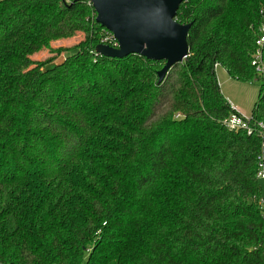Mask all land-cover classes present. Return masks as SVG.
I'll list each match as a JSON object with an SVG mask.
<instances>
[{
	"label": "trees",
	"instance_id": "obj_1",
	"mask_svg": "<svg viewBox=\"0 0 264 264\" xmlns=\"http://www.w3.org/2000/svg\"><path fill=\"white\" fill-rule=\"evenodd\" d=\"M260 12L183 0L188 56L158 85L163 62L94 53L89 3L0 0V264H264L261 139L223 128L214 69L259 82L264 132ZM75 33L64 61L32 60Z\"/></svg>",
	"mask_w": 264,
	"mask_h": 264
},
{
	"label": "water",
	"instance_id": "obj_2",
	"mask_svg": "<svg viewBox=\"0 0 264 264\" xmlns=\"http://www.w3.org/2000/svg\"><path fill=\"white\" fill-rule=\"evenodd\" d=\"M183 0H74L87 2L95 23L110 33L116 48L98 45L96 55L121 60L138 56L147 61L163 62L157 72V84L169 71L187 59V35L191 24H179L175 15Z\"/></svg>",
	"mask_w": 264,
	"mask_h": 264
},
{
	"label": "built area",
	"instance_id": "obj_3",
	"mask_svg": "<svg viewBox=\"0 0 264 264\" xmlns=\"http://www.w3.org/2000/svg\"><path fill=\"white\" fill-rule=\"evenodd\" d=\"M262 15V23L259 26L258 33L259 36L255 40L254 46L255 51L251 57L250 65L254 69L257 76L261 77L264 75V12H260ZM102 45H107L112 48L117 47L116 41L113 39L112 35L105 31V34L101 40ZM218 66L215 65L214 69ZM229 104V103H228ZM231 110L230 115L221 122L224 129L230 132H242L246 136L256 135L261 139V145L259 152L256 156V172L255 179L261 188V196L258 200V206L262 215L264 217V132L263 125L261 123H256L252 116L246 117L239 113L236 108L229 104Z\"/></svg>",
	"mask_w": 264,
	"mask_h": 264
},
{
	"label": "rangeland",
	"instance_id": "obj_4",
	"mask_svg": "<svg viewBox=\"0 0 264 264\" xmlns=\"http://www.w3.org/2000/svg\"><path fill=\"white\" fill-rule=\"evenodd\" d=\"M84 36L81 33H75L72 37L66 39H59L50 43L51 51L59 50V55L51 53L48 50L41 51L32 56V60L42 62L46 59L56 57V62L64 61L69 52H63V49H70L76 46L83 40ZM50 67H47V69ZM216 79L223 98L236 108L239 113L246 117H250L254 106L258 101V91L260 84L258 81L252 83H244L230 78L223 68L217 67L215 69Z\"/></svg>",
	"mask_w": 264,
	"mask_h": 264
},
{
	"label": "crops",
	"instance_id": "obj_5",
	"mask_svg": "<svg viewBox=\"0 0 264 264\" xmlns=\"http://www.w3.org/2000/svg\"><path fill=\"white\" fill-rule=\"evenodd\" d=\"M237 110V109H236ZM238 111V110H237Z\"/></svg>",
	"mask_w": 264,
	"mask_h": 264
}]
</instances>
